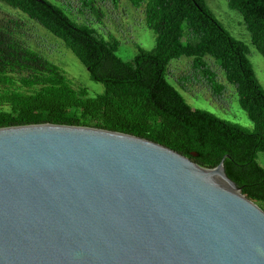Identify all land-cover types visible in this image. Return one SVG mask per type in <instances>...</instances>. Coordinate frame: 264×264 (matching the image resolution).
Here are the masks:
<instances>
[{
	"label": "water",
	"instance_id": "water-1",
	"mask_svg": "<svg viewBox=\"0 0 264 264\" xmlns=\"http://www.w3.org/2000/svg\"><path fill=\"white\" fill-rule=\"evenodd\" d=\"M0 264H264V209L223 162L90 126L3 127Z\"/></svg>",
	"mask_w": 264,
	"mask_h": 264
},
{
	"label": "trees",
	"instance_id": "trees-1",
	"mask_svg": "<svg viewBox=\"0 0 264 264\" xmlns=\"http://www.w3.org/2000/svg\"><path fill=\"white\" fill-rule=\"evenodd\" d=\"M118 2V0H115ZM94 6L95 0H83ZM144 8L155 31L152 49L137 45L129 60L120 40L80 22L56 1L0 0L60 39L104 85L92 95L20 32L22 18L0 17V128L31 124L90 126L143 137L178 151L207 168L223 162L241 191L264 209V87L246 45L217 19L207 0H130ZM240 12L253 45L264 56V0H228ZM94 8V7H93ZM7 9L5 12H8ZM97 15L102 14L96 8ZM190 58L192 72L178 84L169 79L173 60ZM207 58L235 86L241 107L254 122L248 129L203 108L193 107L177 86L202 77L219 100L227 85ZM197 154V155H195Z\"/></svg>",
	"mask_w": 264,
	"mask_h": 264
},
{
	"label": "rangeland",
	"instance_id": "rangeland-1",
	"mask_svg": "<svg viewBox=\"0 0 264 264\" xmlns=\"http://www.w3.org/2000/svg\"><path fill=\"white\" fill-rule=\"evenodd\" d=\"M52 1L60 3L68 14L70 13L80 22H86L95 27L103 36L113 35L118 38L120 40L118 54L124 60L132 59L138 53V44L145 49H152L156 44L155 31L146 25L144 8L134 7L130 0H118V2L95 0L94 6H85L83 0ZM207 2L224 27L246 45L248 57L257 78L264 87V56L253 45L242 14L230 8L228 0H207ZM4 5L0 6V17L7 13L11 17L22 18L20 32L29 44L60 65L75 83L86 86L92 95L104 91V85L90 78L85 65L69 48L64 46L60 39L26 15L7 9ZM96 8L100 9L102 14L97 15ZM6 9L8 12H5ZM207 60L218 72L219 80L227 85V91L221 99L217 100L213 96L211 88L202 77L187 83L185 90L180 86L177 87L193 107L207 109L224 119L252 130L254 122L241 107L235 86L227 82L214 59L207 58ZM191 72L190 58L173 60L170 64L169 79L177 85L182 75ZM258 161L264 166V152L258 153Z\"/></svg>",
	"mask_w": 264,
	"mask_h": 264
}]
</instances>
